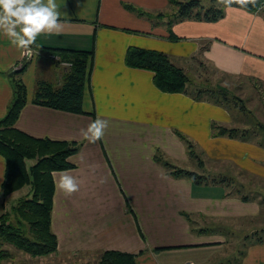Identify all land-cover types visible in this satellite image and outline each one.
<instances>
[{"label":"crops","instance_id":"obj_1","mask_svg":"<svg viewBox=\"0 0 264 264\" xmlns=\"http://www.w3.org/2000/svg\"><path fill=\"white\" fill-rule=\"evenodd\" d=\"M55 2L63 32L39 35L36 44L41 56L22 72L10 75L23 51L0 33V120L14 98L18 78L26 85L28 101L16 127L36 138L79 144L78 152L70 156L74 167L67 169L80 181L79 191L66 196L55 186L51 226L58 247L40 259L55 262L85 254L94 255L97 262L105 251L116 250L135 254L137 264H233L224 248L227 234L221 225L210 230L193 226L198 220L258 218L262 204L230 194L224 184H198L171 175L157 156L196 171L187 165L195 164L183 136L204 157L216 161L214 173L232 166L264 179V148L227 135L215 136L213 123L234 127L240 120L211 100L160 90L154 72L128 66L126 54L130 47L158 50L186 73L194 62L197 69L204 67L227 79L252 78L264 92V12L232 6L215 21L179 20L171 0ZM55 49L93 51L84 113L33 102L40 80L60 86L69 69L50 59ZM98 115L109 126L102 140L89 143L80 129ZM201 160L202 171H208ZM5 171L6 159L0 154V215L31 192L26 185L4 196ZM61 171L65 170L53 173L58 178ZM244 252L234 264H264V242L249 240Z\"/></svg>","mask_w":264,"mask_h":264},{"label":"trees","instance_id":"obj_2","mask_svg":"<svg viewBox=\"0 0 264 264\" xmlns=\"http://www.w3.org/2000/svg\"><path fill=\"white\" fill-rule=\"evenodd\" d=\"M171 1L177 7L176 18L179 20L215 21L224 16L225 7L217 3V0H210L208 6L204 5L201 0ZM260 2L261 0H258L255 7L249 4L243 9L256 12ZM233 6L240 7L235 4ZM32 47L37 48V44ZM50 54L58 55L60 60L69 62L71 66L60 86L40 80L37 83L33 102L59 110L84 113L83 97L90 78L93 51L55 49L51 50ZM126 63L130 67L154 72V82L164 92H188L196 99L211 100L224 106L230 112L238 109L245 115L252 113L244 100L226 87L214 84L209 80L205 81L206 87L205 85L194 87L192 78L183 68L175 65L164 52L130 47L126 54ZM27 64L22 66L18 72H22ZM27 101L26 85L21 79L15 78L14 98L6 115L0 120V154L6 159L2 191L3 195L7 196L29 185L31 192L26 197L19 199L10 212L0 215V264H5L4 261L11 258V253L5 248L7 244L36 257L49 255L57 250L58 237L51 226L55 193L53 172L73 168L74 164L70 161V156L79 150V144L75 141L36 138L17 128L15 123ZM251 119L246 120L245 126L242 128L219 126L213 123V134L255 142L264 148V123L260 121L252 123ZM182 138L187 144L190 156L198 159L200 168H203V162L197 155L194 144L185 137L182 136ZM157 159L164 164L171 175L188 177L198 184H224L230 189V194L235 193L244 201L256 200L258 197L244 194L242 190L245 186L243 184L238 186L233 176L223 173L210 174L204 170L200 173L184 169L164 159L162 155H158ZM28 160L35 162L28 166ZM259 202L264 205L263 198L259 199ZM185 216L192 224L194 223L190 214L186 213ZM211 228L206 227L205 229L210 230ZM199 231L201 230L199 229ZM222 231L227 234L226 230L222 229ZM263 234L264 228L260 232L258 230L247 235L245 239L264 242ZM244 253V251L241 252V257ZM240 258L231 261V263L239 262ZM98 264L137 263L135 254L109 250L101 255Z\"/></svg>","mask_w":264,"mask_h":264},{"label":"rangeland","instance_id":"obj_3","mask_svg":"<svg viewBox=\"0 0 264 264\" xmlns=\"http://www.w3.org/2000/svg\"><path fill=\"white\" fill-rule=\"evenodd\" d=\"M202 3L206 6L210 5V0H201ZM264 12V11H263ZM37 51V54L33 57H40V49L35 48ZM50 54V59L53 61L57 62L55 59L52 58ZM54 55V54H53ZM33 59L26 61L27 63H30ZM64 62V60H61ZM60 64V62H57ZM26 64V63H25ZM23 64L22 66H24ZM197 65L196 63H192ZM62 66H66L70 68L71 65L67 64H60ZM195 65H192L191 69L187 72V74L192 78L193 80V86H202L207 84L205 81L209 80L210 82L214 84H219L222 87L228 88L231 92L239 96L244 100V102L247 105V108L250 109L252 112L249 115H245L241 112H239L238 109H235L232 111L235 119L240 120V122H237L235 127H244L245 124L244 122L246 120L251 119L252 123L256 121H260L264 123V92L263 88L259 86L258 83L249 80V79H244L240 77H231V78H226L223 75H220L213 70H209L204 67H199L198 69L196 68ZM258 84V85H257ZM252 116V117H251ZM195 151L199 154L200 158L205 161L206 168L208 171L206 173H214L213 169L217 167L216 161H213L212 159H209L206 155L205 157L203 156V153L199 152V150L196 148ZM194 162V166L192 165L193 163L187 164L189 167H194L197 172L202 173V169L198 165V159L192 158ZM29 161V160H28ZM27 161V162H28ZM32 161V160H31ZM31 161L28 163L31 164ZM34 161V160H33ZM35 162V161H34ZM28 165V164H27ZM193 168V169H194ZM222 168L223 171L220 173L233 176L236 180V184L239 186L240 184H243L245 187L243 188L242 192L244 194H249V195H255L258 196L257 199H262L264 200V179H260L254 176H248L246 174H241L237 169H233L232 166H223ZM192 169V168H190ZM211 171V172H209ZM217 174V173H216ZM236 188V187H235ZM263 190H262V189ZM262 190V191H261ZM262 214L258 218L254 219H249V220H224L220 222H214V221H208V220H198L195 225L193 226L194 228H200V227H214L221 225V229H224L227 231L226 235V241H225V250L229 252L232 256V260L238 259L241 257V252L244 251L246 245L249 243V240H246L245 237L247 235H251L254 232L262 230L264 228V205ZM222 222V223H221ZM264 235V234H263ZM5 248L11 253V258L9 260L4 261L5 264H97L95 262L94 255H79L77 256H67L62 258L61 260H56L55 262L50 261H45L40 259V257H48L49 255H44V256H32L28 253H25L19 249H16L13 245H5ZM52 254V253H51Z\"/></svg>","mask_w":264,"mask_h":264},{"label":"clouds","instance_id":"obj_4","mask_svg":"<svg viewBox=\"0 0 264 264\" xmlns=\"http://www.w3.org/2000/svg\"><path fill=\"white\" fill-rule=\"evenodd\" d=\"M217 3L226 9L234 4L243 9L249 4L255 7L258 0H217ZM62 32L63 21L55 0H0V33L23 53L31 56L39 35H60ZM108 126V120L98 115L86 128L80 129V136L89 143H96L103 139ZM53 178L56 188L66 196L79 191L80 181L71 172L61 171L58 178L53 173Z\"/></svg>","mask_w":264,"mask_h":264},{"label":"built area","instance_id":"obj_5","mask_svg":"<svg viewBox=\"0 0 264 264\" xmlns=\"http://www.w3.org/2000/svg\"><path fill=\"white\" fill-rule=\"evenodd\" d=\"M262 6H264V0H261V2H260V4H259V7H258V9L256 10L257 13H261V12L264 11V7H262ZM35 54H37V51H36V49H35L34 47H32V54H31V56L27 55L26 53H23V55H22V60H21L20 63L16 66V68H18V67H22L23 64L27 63L26 61H29V60L33 59V57L35 56ZM51 56H52V58L55 59L56 61L59 60V62H60L61 64L71 65L69 62H64V63H63V61L60 60L61 58H60L58 55H53V54H52Z\"/></svg>","mask_w":264,"mask_h":264},{"label":"water","instance_id":"obj_6","mask_svg":"<svg viewBox=\"0 0 264 264\" xmlns=\"http://www.w3.org/2000/svg\"><path fill=\"white\" fill-rule=\"evenodd\" d=\"M22 68L21 67H18V68H16L13 72H11V74L10 75H13L14 73H16V72H18V71H20Z\"/></svg>","mask_w":264,"mask_h":264}]
</instances>
